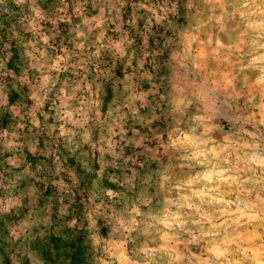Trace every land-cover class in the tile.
Listing matches in <instances>:
<instances>
[{
    "label": "clouds",
    "instance_id": "1",
    "mask_svg": "<svg viewBox=\"0 0 264 264\" xmlns=\"http://www.w3.org/2000/svg\"><path fill=\"white\" fill-rule=\"evenodd\" d=\"M73 247L264 264V0H0V264Z\"/></svg>",
    "mask_w": 264,
    "mask_h": 264
},
{
    "label": "rangeland",
    "instance_id": "2",
    "mask_svg": "<svg viewBox=\"0 0 264 264\" xmlns=\"http://www.w3.org/2000/svg\"><path fill=\"white\" fill-rule=\"evenodd\" d=\"M53 240H55V237H53ZM62 251H65L66 253L70 254L69 258L72 264H79V257L81 253L76 251L74 247L73 249L72 248L62 249Z\"/></svg>",
    "mask_w": 264,
    "mask_h": 264
},
{
    "label": "trees",
    "instance_id": "3",
    "mask_svg": "<svg viewBox=\"0 0 264 264\" xmlns=\"http://www.w3.org/2000/svg\"><path fill=\"white\" fill-rule=\"evenodd\" d=\"M73 249V248H72Z\"/></svg>",
    "mask_w": 264,
    "mask_h": 264
}]
</instances>
